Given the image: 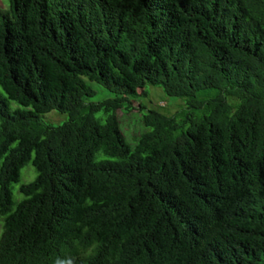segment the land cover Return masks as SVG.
<instances>
[{
	"label": "trees",
	"instance_id": "obj_1",
	"mask_svg": "<svg viewBox=\"0 0 264 264\" xmlns=\"http://www.w3.org/2000/svg\"><path fill=\"white\" fill-rule=\"evenodd\" d=\"M8 2L0 264H264V0ZM148 83L185 107L132 145L118 111Z\"/></svg>",
	"mask_w": 264,
	"mask_h": 264
},
{
	"label": "rangeland",
	"instance_id": "obj_2",
	"mask_svg": "<svg viewBox=\"0 0 264 264\" xmlns=\"http://www.w3.org/2000/svg\"><path fill=\"white\" fill-rule=\"evenodd\" d=\"M8 5V0H0V6L4 10L8 9ZM89 84L96 90V93L92 97H90L88 101H101L103 99L113 97V93L107 88L102 87L100 84L96 82H89ZM146 89L148 91V96L146 98L133 100V108L130 112H126L123 110L118 111L121 129L125 134L127 141L132 145L135 143V138L139 136V134L146 128L143 123L142 116L147 109L153 108L168 116H173L179 109L185 107L184 99L167 95L159 86L148 83L146 85ZM0 93L7 97L1 86ZM139 103H143L142 111L141 108H139ZM9 104L11 111L22 108L19 103L10 99ZM99 116L102 115L98 114V117ZM41 118L44 123L52 125H62L69 119L67 113H61L57 110L43 113L41 114ZM36 177L37 171L32 163H27L21 169L20 181L12 185L13 199L16 202L20 201L23 198V194L20 192V186L22 184H28L34 181ZM0 230L1 236L2 225H0Z\"/></svg>",
	"mask_w": 264,
	"mask_h": 264
}]
</instances>
